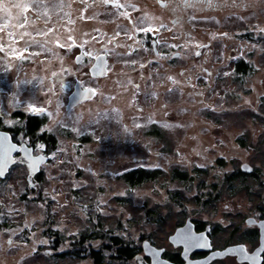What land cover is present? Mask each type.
<instances>
[{
	"label": "rangeland",
	"instance_id": "1",
	"mask_svg": "<svg viewBox=\"0 0 264 264\" xmlns=\"http://www.w3.org/2000/svg\"><path fill=\"white\" fill-rule=\"evenodd\" d=\"M228 2L220 0L217 11L205 12L200 37L190 38V65L197 60L196 45L209 43L210 55L198 61H211L204 65L213 71L218 66L217 79L208 78L201 68V75L191 77L188 86L175 84L172 90L161 89L164 77L159 73L134 78L137 89L127 82L93 83L96 96L67 113L62 84H71L75 77L89 84L84 66H76L74 52L67 47L68 35L60 37L63 47L59 48L52 29L41 27L35 29L37 39L28 41L19 34L24 22L0 19V28L8 25L0 31V117L11 126L20 113L43 114L47 131L56 140L49 149L50 161L42 166L38 189H28L27 171L20 167L0 180V264H93L90 258L56 252L66 254L65 249L82 234L93 243L99 237L120 236L133 245H140V238L162 244L178 222L186 216L198 217L201 167L209 168L235 127L249 121L256 124L250 109L236 114L234 104L254 102L257 93L264 94L261 7L233 14ZM27 22L30 29L48 23ZM240 28L251 30L252 38L241 35ZM233 47L236 54L245 52L248 60H256L251 75L240 79L230 73L231 65H218L224 51L229 54ZM123 89H129L127 96ZM233 93L246 94L235 101ZM30 105L44 111L32 112ZM153 124L161 133L148 132ZM139 170L156 171L157 177L128 185L127 175ZM174 173L192 178L187 181L190 186L173 179ZM149 210L157 212L153 219ZM50 223L61 240L55 256L41 252L54 244L41 234ZM103 264L125 263L109 251Z\"/></svg>",
	"mask_w": 264,
	"mask_h": 264
},
{
	"label": "flooded vegetation",
	"instance_id": "2",
	"mask_svg": "<svg viewBox=\"0 0 264 264\" xmlns=\"http://www.w3.org/2000/svg\"><path fill=\"white\" fill-rule=\"evenodd\" d=\"M219 1L116 0L122 5L116 7L113 0H109L108 3H104L103 0H35V2L0 0V19L24 22V16H27V21L46 20L47 24L36 23L31 29L26 27L28 22L24 28L19 27V34L30 39L28 41L37 39L39 35L35 29L41 27L43 30L46 27L52 29L55 46L59 48L62 45L60 38L62 35L67 34L71 37L67 47L74 52L76 66H84L89 84L75 76L71 84L63 83L62 88L68 98L77 85L83 89H93L96 96L97 89L91 85L93 83L98 85L107 80L112 84L127 82L137 89L138 79L134 81V78L143 80L147 78L146 76L152 77L157 73L164 77V81L160 83L161 89L172 90L175 84L188 86L191 77L201 75V68L208 78H218V66L214 68L215 71L205 66L212 63L209 60L204 61L211 53L209 43L196 45L193 50L197 58L191 63L193 70L189 61V51L190 38L195 35L200 37L202 16L205 12L217 11ZM21 2L31 4V9L24 13L21 9L11 6L13 3ZM229 2L233 14L248 9L254 10V6H260L261 15L264 17V0ZM4 8L8 11L5 12ZM44 12H47V15H43ZM144 28H152L154 31L144 32L142 30ZM25 32L29 35H24ZM249 32L251 30L242 29L241 35L252 38ZM140 53H145L147 57L140 58ZM223 55L224 59L218 65H223L221 66L223 68L231 65L230 73L240 79L251 75L257 68L256 60H248L249 54L245 52L236 54L234 47L229 54L224 51ZM202 56L204 57L202 62L198 61ZM98 57H103L102 60L105 61V68L99 72L93 69ZM101 73L103 75H99ZM123 90L126 96L130 92L127 93L129 89ZM245 94L233 93L231 97L237 101ZM255 97L254 102L247 99L244 103L234 105L237 109L236 114L250 109V115L256 124L249 121L245 125L235 127L231 134L225 137L223 143L225 147L209 168L201 167V176L204 179L198 189V217L186 216L175 225L162 244L155 239L140 238V245H134L138 250L131 260L135 264H154L157 257L159 264H264V94L257 93ZM84 102L86 101L78 105ZM72 109L66 110V113ZM31 118L38 121L34 136L27 130V121ZM46 125L47 119L38 113H20L16 118V124L11 126L0 117V131L9 133L12 143L17 147L24 143L33 149V155L41 154L48 158L39 166V172L34 176L36 182L34 187L28 184L29 167L26 163H15L4 178L0 176V180H4L13 169L20 167L27 171L28 189L39 188L42 166L50 161L49 149L56 145V140L49 135ZM148 132L153 136L155 135L153 132L161 133L154 124ZM41 144L44 147L37 151ZM20 155L21 151L14 153L15 158ZM52 227L51 223L43 226L41 233L44 238H50L54 242L50 250L41 249L42 254L49 256H55V251L61 246V240ZM188 227L197 234L203 233L208 247L186 251L183 244L174 243L175 233ZM13 239V237L8 239V242L12 243ZM21 240L27 241V238ZM89 240L90 236L82 234L72 241L71 246L66 248L68 250L65 249L66 254L56 252V255L88 259L82 256L83 249L90 252L94 249L93 243ZM80 241H84L81 243V249L78 247ZM96 244L99 246V243ZM240 248L244 249L247 256L258 254V259L251 261L242 258L239 252L230 251ZM96 249L98 251L100 248ZM108 250H102L105 260ZM92 262L94 264L93 259Z\"/></svg>",
	"mask_w": 264,
	"mask_h": 264
},
{
	"label": "trees",
	"instance_id": "3",
	"mask_svg": "<svg viewBox=\"0 0 264 264\" xmlns=\"http://www.w3.org/2000/svg\"><path fill=\"white\" fill-rule=\"evenodd\" d=\"M18 116L19 115H17V117ZM37 127H38V121L36 119L31 118L30 120L27 121V130L33 136ZM157 173L158 172L156 171L150 172L145 170H139L135 173L132 172L128 174L125 180L128 185L135 186L141 184L143 181L146 180H154L157 177ZM172 178L180 179V181L187 187L190 186V184L187 181L192 179L186 176L185 174L179 175L176 173L173 174ZM174 200L177 201V199ZM148 214H149V218L153 219V217L157 215V212L155 210H149ZM154 219H155L154 221L156 222L160 221L158 218H154ZM81 243L83 244L84 241H80V243L78 244L79 249L82 248L80 247ZM96 243H99V246H97ZM134 245L131 244L130 242H125L124 238H121L120 236H110V237L106 236L103 238L99 237L96 240V242L93 243L94 246L93 251L90 252L88 249H83L84 256L82 257L93 259L94 264H103L105 262V254H103L102 250L109 249L108 252L111 251V256H114L121 263L126 264L132 260L133 254L138 250L137 247ZM96 248H100V249H98L97 251Z\"/></svg>",
	"mask_w": 264,
	"mask_h": 264
},
{
	"label": "snow or ice",
	"instance_id": "4",
	"mask_svg": "<svg viewBox=\"0 0 264 264\" xmlns=\"http://www.w3.org/2000/svg\"><path fill=\"white\" fill-rule=\"evenodd\" d=\"M35 2V0H34ZM104 3H108L109 0H103ZM113 2L116 4V7H122V5H120L118 2H116V0H113ZM13 8H18V9H21L22 12L26 13L28 12L32 5L31 4H28V3H13L11 5ZM4 11L7 12L8 9L7 8H4ZM43 15H47V12H44ZM121 15H125L127 16L128 13H121ZM27 20H28V17L27 16H24V23H21L19 26L21 28H24L25 27V24L27 23ZM8 25H7V22L4 24L3 28H6ZM3 28H0V31L3 30ZM144 32H151V31H154L152 28H144L142 29ZM9 36H12V33H8ZM24 35H29V33L25 32ZM45 35H47V33H45ZM69 39H71V37H69ZM61 47H63V45H60ZM0 51H3V46L0 45ZM16 58L17 59H20L22 58V53L21 54H17L16 55ZM89 91H92L91 89H85V92H89ZM29 109L30 111L32 112H43L44 109H41V108H36L34 106H29ZM2 139L4 141H7L8 140V137L7 135H5L4 137H2ZM41 149L44 147V145H40L39 146ZM17 150V151H23L25 152L26 154H30L31 152V149L30 148H27L25 146L24 143H21L20 147L17 149L16 148V145H9L5 151V156H8V154L13 150ZM8 160L7 159H4L3 161H0V176H2L4 174V167L6 166ZM174 243H179V244H183L185 246V250H191V249H201V248H205V247H208V243H207V240L205 238V236L203 235V233H200V234H197L195 232H193L191 230V227H188L187 229H182L178 235L174 238L173 240ZM230 251H233V252H239L241 253V256L242 258H246L248 260H251V261H255L258 259V254L257 255H253V256H247L246 253H244V249L240 248V249H234V250H230ZM154 264H159V258L157 257V260L154 262Z\"/></svg>",
	"mask_w": 264,
	"mask_h": 264
},
{
	"label": "water",
	"instance_id": "5",
	"mask_svg": "<svg viewBox=\"0 0 264 264\" xmlns=\"http://www.w3.org/2000/svg\"><path fill=\"white\" fill-rule=\"evenodd\" d=\"M103 57H98L93 69H95V71L99 72L101 71V69L105 68V61L102 60ZM99 75H103L102 73ZM85 89H91V88H80L79 85L76 86V89L71 93V95L68 98V102L67 105L65 107V110H70L73 107H75L76 105H78L80 102L82 101H87L90 100L94 97L95 95V91L93 89H91L92 91L89 92H85ZM5 135H7L8 140L4 141L2 139V137H4ZM9 145H15L14 143H12L11 141V136L9 133L5 132V131H0V161H3L4 159H7L8 162L6 164V166L4 167V174L1 176L2 178H4L6 176V174L8 173L9 168L14 165L17 162H21V163H26L29 167V174L27 177V181L30 187H34L36 186V182L34 180V176L39 172V166L41 164H43L44 162H46L48 160L47 157L39 154V155H33V149L31 147H26L31 149L30 154H26L25 152L21 151V155L18 158L14 157V153L17 151L15 149H13L8 156H5V151L7 149V147ZM16 148L18 149L19 147ZM179 233V231H177L175 233V236H177Z\"/></svg>",
	"mask_w": 264,
	"mask_h": 264
}]
</instances>
